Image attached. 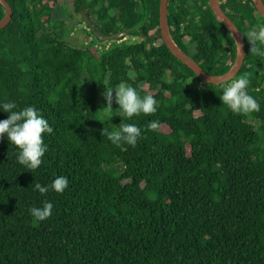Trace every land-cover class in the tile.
Returning a JSON list of instances; mask_svg holds the SVG:
<instances>
[{
	"label": "trees",
	"instance_id": "16d2710c",
	"mask_svg": "<svg viewBox=\"0 0 264 264\" xmlns=\"http://www.w3.org/2000/svg\"><path fill=\"white\" fill-rule=\"evenodd\" d=\"M7 1L13 18L0 29V102L36 107L54 132L35 173L17 162V146L0 141V264H264V53L248 41L264 17L254 0L222 4L246 39L233 80L250 81L260 108L248 113L222 105V86L233 80L204 82L172 54L161 0ZM84 12L103 35L129 37L101 41ZM7 13L0 2V21ZM77 21L88 27L87 42L68 37ZM168 24L209 74L235 65L237 41L210 0H170ZM121 82L158 102L155 114L124 117L142 129L135 147L102 135L122 123L115 93L113 118H104L103 88ZM152 120L159 129L144 131ZM58 175L69 180L62 194L35 190ZM45 200L52 216L37 221L29 209Z\"/></svg>",
	"mask_w": 264,
	"mask_h": 264
},
{
	"label": "clouds",
	"instance_id": "9594fccd",
	"mask_svg": "<svg viewBox=\"0 0 264 264\" xmlns=\"http://www.w3.org/2000/svg\"><path fill=\"white\" fill-rule=\"evenodd\" d=\"M250 50L254 53H264V26L253 28L248 34ZM189 80L186 84L192 83ZM250 81L246 77H240L233 80L230 84L222 86V92L219 95L222 105L233 113H248L258 111L260 105L258 101L251 96L247 89ZM106 106L101 110L105 119H111L113 110V100L115 93V103L122 110V123L116 129L102 130L103 137L115 146L131 145L135 147L139 139L142 138V129L136 124L124 123V117L131 119L135 116L152 115L158 110V102L151 95L141 96L138 90L121 82L116 87L103 88ZM0 112L8 114V118L0 120V141L5 137L10 144L17 146L19 149L17 162L29 169L32 173L43 163V157L48 151V145L45 143V136L52 134L54 129L50 126L49 121L34 106L18 108L14 101L0 102ZM105 122L104 119H100ZM160 127L159 121L152 120L146 125L144 131H157ZM69 186L67 176L58 175L48 185L40 183L35 184V190L42 196L47 195L50 191L62 194ZM53 203L45 200L41 207H31L30 215L37 221H45L52 216Z\"/></svg>",
	"mask_w": 264,
	"mask_h": 264
},
{
	"label": "water",
	"instance_id": "95a60500",
	"mask_svg": "<svg viewBox=\"0 0 264 264\" xmlns=\"http://www.w3.org/2000/svg\"><path fill=\"white\" fill-rule=\"evenodd\" d=\"M3 6L7 9V16L0 21V29L6 27L13 18V8L7 0H0ZM169 2L170 0H161L160 5V29L161 34L166 43L167 47L170 49L172 54L176 56L180 61L192 69L196 76L199 77L202 81L212 83L215 85L223 84L232 81L239 71L242 69L247 55V45L246 39L237 26V24L227 15L226 11L223 9L220 0H210V5L218 17L232 32L234 35L237 44H238V58L235 65L232 69L222 76L211 75L205 71V69L192 57L186 54L174 41L168 24V14H169ZM257 5L260 13L264 17V1L263 0H254ZM84 19L86 24L89 26L90 30L94 35L101 41H115L117 39L125 38L130 35L129 31L123 30L113 35H103L99 30H97L96 25L89 19L86 12H84Z\"/></svg>",
	"mask_w": 264,
	"mask_h": 264
},
{
	"label": "rangeland",
	"instance_id": "374dc122",
	"mask_svg": "<svg viewBox=\"0 0 264 264\" xmlns=\"http://www.w3.org/2000/svg\"><path fill=\"white\" fill-rule=\"evenodd\" d=\"M76 24H77V29L78 30H75V28H74V30L73 29H71L70 30V35L68 36L71 40L73 39L72 37H78V39L76 38V40H77V42H82V41H84V42H87L88 41V38H87V36H86V34H85V32H83L81 29H86V28H88V27H85V23H78V21L76 22ZM72 28V27H71ZM73 33H75V34H73ZM129 37V36H128ZM73 41V40H72ZM97 45H100V44H97ZM99 50H101V49H99ZM191 87H196L197 85H199L198 84V82L197 81H192V83H190L189 84ZM255 123V125L257 126V127H259L260 126V122H254Z\"/></svg>",
	"mask_w": 264,
	"mask_h": 264
},
{
	"label": "built area",
	"instance_id": "2783aa9c",
	"mask_svg": "<svg viewBox=\"0 0 264 264\" xmlns=\"http://www.w3.org/2000/svg\"><path fill=\"white\" fill-rule=\"evenodd\" d=\"M85 27H87L86 25H85ZM90 29V28H89ZM128 38V36L127 37H125V38H121V39H117V40H115V41H117L118 43H122V41H124V40H126ZM106 42H111V41H106ZM99 49H103V45H96ZM106 46V45H105ZM109 45H107L106 47H108Z\"/></svg>",
	"mask_w": 264,
	"mask_h": 264
},
{
	"label": "flooded vegetation",
	"instance_id": "af4514ba",
	"mask_svg": "<svg viewBox=\"0 0 264 264\" xmlns=\"http://www.w3.org/2000/svg\"><path fill=\"white\" fill-rule=\"evenodd\" d=\"M224 0H220L221 5L223 4Z\"/></svg>",
	"mask_w": 264,
	"mask_h": 264
}]
</instances>
